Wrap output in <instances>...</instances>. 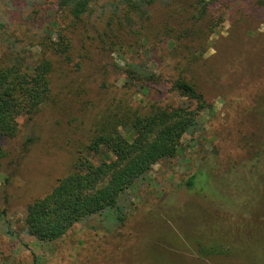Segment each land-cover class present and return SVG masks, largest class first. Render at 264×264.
Listing matches in <instances>:
<instances>
[{"label":"rangeland","instance_id":"374dc122","mask_svg":"<svg viewBox=\"0 0 264 264\" xmlns=\"http://www.w3.org/2000/svg\"><path fill=\"white\" fill-rule=\"evenodd\" d=\"M120 1L96 0L92 15L75 24L55 0H0L2 57L17 52L32 64L50 35L71 43L70 58L55 64L52 100L32 120L20 118L17 136L0 145V264H242L226 255L201 259L195 229L216 228L212 233L230 240L242 215L264 227L263 0L155 5L152 29L182 24L186 32L149 43L139 34L118 35ZM145 64L158 81L143 90L142 82L128 83L126 70ZM180 77L195 83L211 108L202 113L200 131L182 139L178 155L155 165L130 193L126 222L93 218L55 243L27 234L28 205L71 172L107 107L126 96L135 108L177 107L186 102L173 90ZM195 174L211 179L204 185L200 175L189 189ZM244 253L247 264H264V247Z\"/></svg>","mask_w":264,"mask_h":264},{"label":"trees","instance_id":"16d2710c","mask_svg":"<svg viewBox=\"0 0 264 264\" xmlns=\"http://www.w3.org/2000/svg\"><path fill=\"white\" fill-rule=\"evenodd\" d=\"M55 1L60 13L73 19L75 24L92 15L96 2ZM171 1L175 0H121V8L117 7L121 11L116 13V32L127 39L139 34L148 43L156 37L167 38L170 31H176L178 39H181L182 32H186L182 24L172 29L170 23L156 26L155 29L148 25L152 19L151 8L158 4L169 5ZM205 1L202 0V3ZM133 25H138L143 34L140 30L136 31ZM43 46V55L32 64L21 53L14 52L13 56L9 53L5 57L0 53V145L4 139L17 136L20 118L32 120L52 100L55 64L64 63L70 58L71 43L66 35L58 34L56 39L50 35ZM0 50L3 51L2 46ZM126 71L128 83L142 82L143 90L147 89L143 84L158 81L157 75L146 64L142 68L135 65ZM173 90L186 102L177 107L152 103L142 109L135 108L126 96L108 106L97 123L89 145L79 152L71 172L59 179L49 193L28 205L24 226L27 234L40 243H55L76 225L93 218H100L115 226L123 225L127 220L130 193L150 179L155 165L178 155L182 139L200 131L204 123L202 113L211 108L197 85L186 78L174 80ZM33 141L32 138L28 139L24 155ZM4 157L5 152L0 147V172ZM200 175L195 174L189 179V189L197 185ZM202 176V184L206 185L211 178ZM261 202H264V197L260 199ZM242 216L243 219L234 228L236 235L230 240L224 233H212L216 228L210 231L195 229L200 234L194 239L197 240L201 259L226 255L247 264L244 253L247 247L262 251V221L252 222L250 216ZM237 249L242 252H237Z\"/></svg>","mask_w":264,"mask_h":264}]
</instances>
